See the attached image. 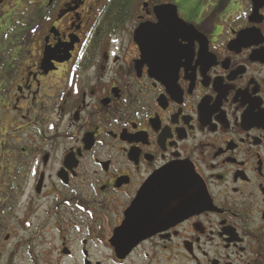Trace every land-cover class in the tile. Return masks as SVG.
Returning a JSON list of instances; mask_svg holds the SVG:
<instances>
[{
	"label": "flooded vegetation",
	"instance_id": "af4514ba",
	"mask_svg": "<svg viewBox=\"0 0 264 264\" xmlns=\"http://www.w3.org/2000/svg\"><path fill=\"white\" fill-rule=\"evenodd\" d=\"M1 237L0 264H264V0H0Z\"/></svg>",
	"mask_w": 264,
	"mask_h": 264
},
{
	"label": "water",
	"instance_id": "95a60500",
	"mask_svg": "<svg viewBox=\"0 0 264 264\" xmlns=\"http://www.w3.org/2000/svg\"><path fill=\"white\" fill-rule=\"evenodd\" d=\"M175 22H176V25L178 24V22H182L183 23V21H180L181 19H179L178 17H177V15L175 16ZM175 24V23H174ZM151 32H155V33H157V32H162V30L160 31V29H152L151 30ZM140 33H142V30H140ZM175 170L174 169H170L169 171H165L164 173H162L161 175H165V176H175Z\"/></svg>",
	"mask_w": 264,
	"mask_h": 264
},
{
	"label": "trees",
	"instance_id": "16d2710c",
	"mask_svg": "<svg viewBox=\"0 0 264 264\" xmlns=\"http://www.w3.org/2000/svg\"><path fill=\"white\" fill-rule=\"evenodd\" d=\"M6 187L7 188H11V194H10V196L8 197V200H7V202L10 204V205H13L14 204V201H15V199H14V193H13V184H10L9 186L8 185H6Z\"/></svg>",
	"mask_w": 264,
	"mask_h": 264
},
{
	"label": "rangeland",
	"instance_id": "374dc122",
	"mask_svg": "<svg viewBox=\"0 0 264 264\" xmlns=\"http://www.w3.org/2000/svg\"><path fill=\"white\" fill-rule=\"evenodd\" d=\"M14 224V222H11V226ZM9 229H11L10 227L9 228H7V230H9ZM17 238V237H16ZM16 238H12L11 237V241H10V244L9 245H12L13 243H14V241L16 240ZM4 242V238H2L1 237V239H0V245H2V243ZM4 245V244H3ZM8 245V246H9ZM7 250H9V248H7L6 247V251H5V256L7 255V253H8V251Z\"/></svg>",
	"mask_w": 264,
	"mask_h": 264
}]
</instances>
